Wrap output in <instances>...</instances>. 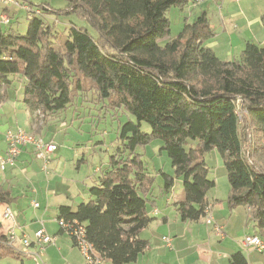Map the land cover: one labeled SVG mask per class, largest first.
Wrapping results in <instances>:
<instances>
[{
	"label": "trees",
	"instance_id": "obj_1",
	"mask_svg": "<svg viewBox=\"0 0 264 264\" xmlns=\"http://www.w3.org/2000/svg\"><path fill=\"white\" fill-rule=\"evenodd\" d=\"M63 1L62 9L40 5L42 16L29 18L26 34L0 25V100L1 90L18 77L23 103L44 122L59 118L79 99L122 112L126 121L120 125L122 146L90 188V199L74 211L61 206L58 219L84 226L85 239L100 255L98 264L135 263L149 246L140 234L154 220L147 197L154 178L137 149L160 140L183 180L185 198L174 205L182 221L206 215L207 195L216 182L204 157L215 149L227 170L229 205L247 208L249 220L264 234V170L250 162L245 143L250 130L264 140V44L247 43L238 60L220 59L205 45L214 37L206 12L161 44L171 34L167 11L191 0ZM70 15L87 22L96 36L74 24L59 36L46 18ZM143 123L150 132L142 130ZM189 141L195 145L187 149ZM164 176V188L171 190L174 178ZM11 202L0 186V203ZM5 241L0 237V259L26 256ZM230 263L248 261L236 253Z\"/></svg>",
	"mask_w": 264,
	"mask_h": 264
},
{
	"label": "rangeland",
	"instance_id": "obj_2",
	"mask_svg": "<svg viewBox=\"0 0 264 264\" xmlns=\"http://www.w3.org/2000/svg\"><path fill=\"white\" fill-rule=\"evenodd\" d=\"M17 2L18 5L21 3L22 5L28 6L27 11L19 9L21 7L18 8L19 17L18 21H16L18 23L16 27L18 26V28L16 29L21 34H26L31 16H42L38 8L43 3H49L55 9L66 7V2L63 0H17ZM231 7L237 8L239 11H244V14H247L246 16L250 15L253 19L260 18L261 20L264 14V0H226L218 5L216 4V0H205L201 3L191 0L183 8L172 7L167 11L166 16L171 23V34L168 38L162 40L161 44L164 45L177 38L187 23H194L200 16L201 11L207 10V16L211 28L214 31V37L207 40L205 45L213 48L212 50L216 52V55L220 56L219 58H225L226 60L239 59L247 43L264 44V26L262 22L258 21L260 23H258V27H245L243 18L246 16L244 14H229L230 11H227ZM11 8L14 10L16 7L11 6ZM46 18L47 21L54 24L55 31L59 36L65 37L68 34L71 24L85 27L93 36H96L95 30L76 15L47 16ZM9 25L3 26L8 27ZM62 37L57 38L59 48L62 45ZM228 51L232 53L231 57L226 55ZM102 105V103L92 104L88 101L84 103L79 99L75 104L70 105L61 115L60 122L63 120L66 121L68 125L67 129L58 130L60 122L58 120L51 121L52 124L49 126V132L46 134L45 140L55 139L60 150L52 157V163L49 165V174L42 173L44 180H42L43 186L39 188L40 196H38V200L34 199L39 203L40 209H34L30 200H23L21 204L13 206L14 209L17 208L21 212L20 221L26 222L29 225L34 222L32 225L34 228L43 225L49 232L59 231L56 212L57 206L64 203L70 204L72 200L82 202V199H80L81 195H83L85 201L90 199V188L96 185L97 180L109 168L111 158L118 154V150L122 146V141L119 137L120 125L126 121L124 113H115L114 110H108ZM21 115L18 118L21 120L22 125ZM22 126L24 127V125ZM1 130L0 128V139H2L1 134L4 133ZM142 130L144 132H150L151 128L148 124L143 123ZM245 143L246 154L250 162L255 167L264 170V148H256L258 145H263L264 147V140L255 131L250 130L249 134L246 135ZM194 145L195 142L189 141L186 147L190 149ZM161 147L162 142L160 140H154L148 146L137 149V153L143 154V162L146 170L154 177L153 190L150 197L152 198L153 196L157 202L159 216L154 218L155 221L159 222L162 221V215H169L171 210H173L172 206H168L166 201L173 197L174 204L180 195L184 196L183 180L175 175L171 159L166 151L161 150ZM259 153H262V155H259ZM204 160L210 170V179L215 180V182L217 179L227 181L226 184L213 188L208 193V197L211 200L213 194L219 192L220 198H225L227 190L231 186L228 182L227 170L221 154L215 149L211 150L206 153ZM164 175L174 178V184L170 194H166L162 190L165 184ZM29 187L33 188V185L30 184ZM49 188L59 194L47 201L45 199V192ZM66 198L70 199V201L62 203ZM240 207V211L246 213L245 207ZM166 210L170 212L168 211L167 213ZM218 214L221 215V212L219 211ZM228 217L229 215L225 216L224 222L228 220ZM234 220H236V217ZM201 221L206 224L205 217ZM254 223V221H249V228L248 226H244V230H252ZM262 235L264 236V234ZM57 236L58 241L55 245L46 246L42 250L43 256L41 259L32 254L39 250V246L35 245L31 247L30 252H28L29 254H25L26 256H22L19 259L11 257L3 258L0 259V264H89L81 250L74 246L68 235L57 232ZM243 239L244 237L240 239L241 245H243ZM160 243L163 244L161 241ZM63 244L68 245L72 249L73 252L69 256L59 250ZM217 245L219 247L222 246V249H224L225 243L220 242ZM16 246L20 247L19 242L16 243ZM244 249L249 253L252 261L264 263V252H258L251 247H244ZM217 261L218 258L215 257L213 262L217 264ZM199 264H203V260L199 259ZM221 264H229V260H225Z\"/></svg>",
	"mask_w": 264,
	"mask_h": 264
},
{
	"label": "crops",
	"instance_id": "obj_3",
	"mask_svg": "<svg viewBox=\"0 0 264 264\" xmlns=\"http://www.w3.org/2000/svg\"><path fill=\"white\" fill-rule=\"evenodd\" d=\"M224 1L226 0H216V4L218 5L219 3H222ZM11 6H14L16 8L13 10ZM11 6H0V20L2 15H7L11 20L8 28H14L15 30H17L16 28H18V26L16 27V25L18 23L16 21H18L19 17L18 10L23 9L27 11L28 6L22 5L21 3L20 5ZM202 12L207 13V10L201 11V13ZM227 12H229V14L233 13V15L244 14V11H239L237 10V8L232 7L229 8ZM243 19L245 22V27L247 28L258 27V25L260 24L259 22H262V19H253L250 15L246 16ZM254 23L255 25H253ZM226 55L231 57L232 53L228 51ZM220 59L224 61L238 60L235 58L233 60H226L225 58ZM23 87V81L18 77H15L12 86L5 87L1 90L2 95H4V99L2 98V100H0V128L2 129L1 131H4V133L1 134L2 139H0L1 155H4L6 151L7 145L5 141V134L8 130H23L29 133H35L36 135L45 139L46 134L49 132V126H51L52 124L51 121H54L53 119L48 122H44L42 120V116H40L39 119L37 116L38 114H33L30 112V110L23 103ZM18 114H22V125H24V127L21 125V120H19ZM57 120L58 122H60L61 116L55 119V121ZM25 128H27L28 130ZM67 128L68 125L66 121L63 120L59 123L58 130H64ZM48 142H53L58 145L55 139H50L48 140ZM59 150L60 147L58 146L57 151L52 154V157L53 155L57 154ZM51 163L52 159L49 165ZM43 172L45 174H49V170L48 172L43 170V161L37 159L36 156L32 153L31 148L29 147L23 149L16 165L8 166L4 171L1 170L0 167V186H2L12 197V202L10 204L0 203V222L2 224V227L0 228V237H7L9 231L14 227L18 236V241L15 242L12 247H10L14 251L20 252L21 249H23V245L21 242L23 238H28L33 243V240L35 239V233L41 228H44L49 235L56 238L55 244L58 241L57 232H59V234H64L60 231V227L59 231L49 232L43 225L34 228L32 226L34 222L33 224L29 225L26 222L24 223L20 221L21 212L17 208H13V206L21 204L23 200H30L31 205L33 206L32 203L33 201H35L34 199L38 200V196H40L39 188L43 186ZM148 175L150 177H153L149 172ZM226 183L227 181L224 179H217L215 188H217L218 185ZM30 184L33 185V188L29 187ZM163 188L162 190L166 194L171 193V190H166L165 188ZM152 190L153 187L151 188L150 193L147 195V197L151 201L148 209L149 214L154 220L149 224L147 228L142 230L140 234L141 239L148 241L149 246L147 250L139 256L138 260L132 264H199V259L203 260V264H215L213 262L215 260V257L218 258L217 264H221V262L225 260H229V264H231V257L236 253H242L244 258L248 261V264H264L263 262L252 261L249 253L244 249L245 246L241 245L240 243V239L246 235H260L263 239L264 236L259 234L258 228L256 227L255 223L252 230H244V226H248L249 228V221H251L249 220V211L247 208H244L246 212L244 213V211H240L241 207L231 208L228 202L231 193V187L229 190H227L225 198H220L219 192L214 193L211 200L207 195L209 205L211 207V215L214 219V223L210 225L207 223H203V221H201L202 219L199 221H182L180 219L174 205L184 200L185 197L181 195L179 196L177 202H174V204L173 197L167 200L166 202L168 206H172L173 210H171V213L169 215H162V223L159 221H155L154 217L159 216V212L156 200H154L153 196L152 198L150 197ZM58 194L59 193H57L55 190L49 188V190L47 189L45 192V199L48 201L58 196ZM80 199H82V202H86L83 195L80 196ZM67 201H70V199L66 198V200L62 201V203ZM82 202H78V200H72L70 204L64 203L57 206V216L59 215V208L61 206L71 207L72 211H74ZM7 208H11L17 213L15 223L4 218V212ZM34 209L39 210L40 206L39 208L34 207ZM168 211L169 210H166L167 213ZM219 211L221 212V215L218 214ZM227 215H229L228 220L224 222V218ZM235 217L236 220H234ZM216 225L223 228L225 233L224 237L219 236L215 233L214 227ZM234 226H236V228H234ZM165 238L169 240V243L167 242V240H164ZM214 238L216 239L214 240ZM160 241L163 242V244H161ZM18 242L20 244V247L16 246V243ZM220 242L225 243L224 249H222V246L219 247L217 245ZM33 246L34 245H32V247ZM59 250L66 253L67 256H69L70 253L73 252L68 245L64 244L60 246ZM104 264H110V262L104 261Z\"/></svg>",
	"mask_w": 264,
	"mask_h": 264
},
{
	"label": "built area",
	"instance_id": "obj_4",
	"mask_svg": "<svg viewBox=\"0 0 264 264\" xmlns=\"http://www.w3.org/2000/svg\"><path fill=\"white\" fill-rule=\"evenodd\" d=\"M195 2H203L205 0H194ZM238 1V0H236ZM0 5L11 6L18 5L17 0H0ZM1 24L9 25L10 18L7 15H2ZM6 141V151L4 155L0 154V167L1 170H5L8 166L16 165L19 156L21 155L24 148H31L32 153L36 156L37 159L43 161V170H49L48 166L52 159V154H54L58 145L53 142L46 141L43 137L36 135L35 133H29L23 130H8L5 134ZM33 206L35 208H39V203L37 201H33ZM17 217V213L13 211L11 208H7L4 212V218L15 223V219ZM213 217L211 215V207H207L205 221L207 224H213ZM57 223L60 229L68 235L77 245V247L81 250L84 257L88 261L89 264L100 263L101 258L98 252L95 250L94 246L89 243L85 239V228L83 225L78 223L77 221H68L64 218H60L57 220ZM215 233L219 236L224 237L225 233L222 227L215 226ZM169 243V240L165 238ZM18 241V236L13 227L9 231L8 236L6 237V241L4 242L7 246H13L15 242ZM56 238L49 235L44 228L39 229L35 233V239L33 243L39 246V250L33 255L39 257L40 259L43 256L42 250L49 245H54ZM23 249L22 253L29 254L31 249V241L28 238H23L21 240ZM243 245L245 247H251L258 252H264V239L260 235H246L243 239ZM30 254V255H32Z\"/></svg>",
	"mask_w": 264,
	"mask_h": 264
}]
</instances>
